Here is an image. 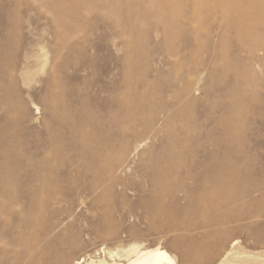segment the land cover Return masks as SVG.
I'll use <instances>...</instances> for the list:
<instances>
[{
    "label": "rangeland",
    "instance_id": "374dc122",
    "mask_svg": "<svg viewBox=\"0 0 264 264\" xmlns=\"http://www.w3.org/2000/svg\"><path fill=\"white\" fill-rule=\"evenodd\" d=\"M8 1L9 0H0V28L5 26L4 29L10 30V33L8 34H11V36H8L7 34L5 35L3 33H2L3 35L2 34L0 35V68H1L0 77H1V74L3 73L2 77L0 78V92H1L0 93V98H1L0 99V102H1L0 103V130H1L0 131V138H1L0 141L1 143L0 144H2L3 142V144L0 145V156H3V155L5 156L4 153L7 152L9 148H10L9 150L13 149L14 151L12 150L13 156H11V154L9 153L11 151H8V153H6L10 155L8 157L9 159L0 157L1 158L0 168L1 167L6 168L7 170L6 172L5 169L4 171L1 168L0 171H2V173H0V175L4 176V175L11 174L13 170H14L13 173H15V169L17 167H18L16 169L17 172L15 174L20 175V176L33 175L36 172L40 171L41 169H43V171L45 169L44 172L50 175L49 177L51 178L50 180H53L52 182H54V184L57 185V189L55 193L50 194L49 196L47 194L44 195L45 197L43 196V199L45 198L43 200L45 204V208H47V209L44 208L45 210L43 214L46 213L45 215H43L44 219L42 217V220L44 222L41 220L42 222H40L38 226L33 225L32 226L33 229L31 228V232L40 234L39 236L40 238L42 236L41 239L38 237L37 239L38 241L31 240V242L33 241L35 245L40 247V250L35 252L34 253L35 256H33L35 257L34 258L35 264H65V263L75 264V261H79V262L84 261V263L82 264H86V262H89L92 259L94 260L106 259L108 262H110V259L108 256L109 252H117L126 247H129L131 244L139 243V239L144 238L143 241H145L146 244L148 245H152V244L154 245V243L157 244V242L160 241L159 239L161 235L159 233L157 234L155 231H152V232L150 231L151 234L150 232H148L149 224L146 221L139 220L138 216L141 214V212H139V210H136V211L134 210L135 207H132L133 203H129V201L124 200L123 196L125 197L126 194L124 195L121 189H118V190L115 189L117 190V192H115L116 193L115 195L114 193L112 194L111 191L104 190V188H101V189L99 188L100 189V190L98 189L99 191L98 190L93 191L92 189L88 188L90 184L94 183L92 180L95 181L96 178H94L93 176L86 177L85 174H82L83 170L81 169H83V165L80 164L79 162L80 158H82L81 154H83L84 156L88 154L90 156L92 155L93 152H96V151H101L102 153H105V155L102 154L103 155L102 158L104 159L106 157L105 160H107L108 162L104 160L105 161L104 163L98 164L97 166L98 170L97 169L95 170L96 173L99 174L100 180H101L104 176L103 173H105L109 167V165L105 167L106 163L108 164L110 162L108 157H112L113 155V158L115 157L117 159V156H119V152L118 153L116 152L120 148L118 146L120 144L122 145L124 141H127V139L129 142L134 143L135 133H132L133 131L131 130L130 131L126 130V133H124L125 131H122V129L117 126L118 125L117 123H113L110 125L109 120L111 119L112 114H110L111 112L106 107H103L101 105L102 100L108 97L112 91L117 90V88L118 89L122 88L123 84L125 85L127 83L126 76L132 77L131 79L135 80V83L137 84V86L140 85L139 86L140 91H144L143 85H142L144 79L153 81L156 78L153 82V84L154 83L156 84H154L153 87H151L147 91V93L144 92V94L146 93L145 95L142 94L143 99H145L144 96L146 97L145 104L143 103L142 109L144 111V117L145 118L147 117V119L144 118L141 124L139 123L141 126L139 124L137 125L138 126L136 127L137 130H135L136 134H140V133L145 134L144 125L151 123L150 120L148 119L150 114H151V117L149 118H151V121H158L160 123L161 121L163 122V118L166 119L167 118L166 116H169L166 114L167 112L170 113V116H169L170 120L172 119L169 123L170 124L169 129H165V131H163L164 127L162 126V123L159 124V126H157L156 128L155 135H153L154 141L153 139H151L152 141L149 140V142L146 143L147 146L145 145L142 148L143 150L141 149L142 151H144L143 155L145 156H142V159L137 160V162H139L140 164H138L137 168L135 169L136 175L131 176L134 178L132 179L130 177L131 178L130 180L128 175L123 178L125 180V182L123 183H126L127 181L128 183H126V185L130 187L132 191H135L137 188H139V185L140 186L145 185L146 187L145 186L144 187L146 189H150L147 178L141 175V173H143L142 169L144 167H147L146 165H149V163L152 164L160 160L162 161L158 163H162L161 164L162 166L163 160L165 158L163 156H166L168 154L167 152L168 148L166 147L167 142L165 141L166 140L165 138H167L170 134V136L174 135L172 136V139L173 137L177 139H179L180 137L182 138L181 140L184 141V137L186 133L185 128H187V126H189L188 127L189 129H192V135L188 138L190 144L188 142L186 143V145L189 144L188 145L189 148L192 149V146H193V149L194 147L196 149L198 147L197 149H199L198 151L201 155H203V151H208V149L210 150L216 149L220 153L221 157L227 156L229 154L227 152H230V150H228L229 149L228 146L224 145L225 144L224 142L225 134L223 133L224 132L226 133L228 131V128L231 129L230 127H232L233 125L232 123L233 121L228 111L231 108V106H233V103L234 104L236 103V100L238 98L235 96L232 97L228 92L231 90H234L235 88H240L242 91H244L241 94V97H243L244 99V100L242 99L243 102L245 101L244 103H245V108H246L245 120L244 122L240 123L239 125L240 129L237 132V134L238 133L240 134V135L238 134L240 145H243V147L239 146L241 147L240 152L242 153L238 152V154H235L237 155L236 158H234L235 160L232 158V161H231V163H233L234 165L236 164L240 165L234 168V173L236 175L238 174V176L240 174V177L238 176L236 177V182L239 183V186H240L239 190H243V193L249 190H253V189L264 191V187H261V186H264V182H263L264 175H261L262 173L264 174V145H263L264 144V64L259 65L257 64V62H253L250 55L247 54L246 51L243 49L241 42L238 40V38H236L237 36H236L235 31H233L232 29H228V26L231 25V23L235 21L234 15L229 19H224L219 14L217 16L216 14H213V13L208 14L206 11V7L201 6L198 9H200L201 11L200 13L201 15H203V17L200 16L198 19L199 29L203 25H204L203 27H207V28L209 27L208 28L209 30L206 29V31L204 32L202 36L205 43L200 46L199 45L187 46V43H185L186 40L190 39L191 41L195 42L194 35L187 36V35L179 34L178 36H176V40H174V44L167 47L168 45H166L164 41V34L162 33L157 34V32L162 31L161 24L163 22H171L172 19L166 18V17H163V18L160 17L163 11L161 7L152 8L150 9L151 10L150 12H144L141 18L139 14L137 13L131 14L129 16V18H131V22L135 23V25L138 27L139 32L141 31V33L137 32L136 34H133V35L127 34V35L122 36L120 35L121 29L116 28L113 24V20L116 18V16L109 15V13L106 11L108 5L111 4L110 0H96V1H92V0H73V1L72 0L70 1L69 0H18L19 3L14 4V5L10 4ZM133 1L137 3H144L147 6H150L151 3H160L163 1H169L174 4H180V3H185V2L186 3L189 2V4H191L190 1H197V0H133ZM186 9H187V6H184V11H186ZM56 10L58 11L57 13H55ZM12 12H14V14L11 16ZM16 12L19 14H17ZM60 12L62 13L60 14ZM123 12H124V17L126 18L125 16L126 8H125V11ZM15 15L18 17H15ZM176 15L180 16V15H184V13L176 14ZM8 21H11V23H8ZM58 26L61 27V29H63L64 31L68 27L73 28L72 37L68 39L67 41L65 40L63 43H60V44L57 42L56 36H54L55 35L54 33L57 31L56 28ZM128 44H129V47H128ZM44 46H45V49H44ZM41 49L45 51V54H44V51ZM131 49H133L132 51L133 54L131 53ZM136 49L138 50L139 53L136 52L137 51ZM129 50H130L129 53L132 55L128 54ZM169 51L172 52L173 54L177 52L176 53L177 55H179L180 53L181 56L170 57ZM46 54H48L49 56ZM45 58L47 61L45 60ZM12 61L14 62V64ZM46 62L47 64H44ZM6 63L8 64L6 65ZM130 63L132 65H130ZM134 63L135 65H133ZM11 65L13 68L11 67ZM14 65L16 67L15 69H14ZM175 66L177 67H176V70L174 71ZM51 67L53 68L51 69ZM196 67L200 68L201 71H203L201 75L202 81L200 82V85L197 84L198 87L200 88V91L198 92L195 91L193 95H191V97L189 96L190 100L187 97L188 102L187 100L182 101L181 96L179 97L181 93V90L179 88H182L180 86L183 84L178 86V83L176 82L178 81L179 83H183L182 79H179L181 78L182 74L183 75L186 74L188 76L193 72V70ZM2 68L5 69L6 71L3 70ZM58 69L59 70L61 69L62 71L61 70L59 71ZM7 70L9 73L7 72ZM204 70L207 72H205ZM25 71L31 72L30 78L28 79L23 78V72ZM137 71H140V72H137ZM6 72H7V75H6ZM244 73L245 75L249 73L251 75V79L250 78L247 79V77L246 79H244L241 76V75H244ZM51 76L53 78H51ZM252 76L253 77L256 76V77L253 78ZM173 78L175 79L177 78V80ZM169 80L170 82L172 80L174 81H172L173 83L172 82L170 83ZM54 81H56V83L60 84L64 88L63 89L64 93H62L64 96L61 95L60 97L61 100L59 101L60 104L56 108L50 104L51 101L49 99L51 98L52 86L55 84ZM4 82L5 84H3ZM103 84L104 86H102ZM5 85L6 87L8 86L6 89L4 88ZM102 89L105 92H103ZM210 90H212L213 94ZM56 92H59V91L56 90ZM225 93L228 96H226ZM2 94L3 95L5 94L7 99L4 98L5 96H3ZM177 95L178 97L175 98V96ZM42 97L44 98L42 99ZM231 98L232 100H229ZM233 98H234V101H233ZM48 99L50 102V103L48 102V104H50L51 106L47 104ZM81 99L83 100L82 103L80 102ZM227 99L229 101H227ZM66 100H68V103ZM151 100H152V103H151ZM192 100L194 102H191ZM43 102L45 105H43ZM184 102H186V106ZM181 103L183 105H181ZM68 104H70L71 106H69ZM163 104L164 106H162ZM84 105L86 106L85 109H84ZM151 105H153L154 110L151 109L152 108ZM180 105L182 106V110H184L183 113H182ZM88 106L91 109H93L92 115L96 117L98 116L102 117L104 118V121L103 123L102 122L99 123V126L97 125L98 133L96 134V139L94 137V139L91 142L85 143L82 145V147H80L78 143L76 144L73 141L70 142V140L68 139V137L73 134V130L70 124L73 120H76L77 117H80L81 115H82V118L84 117L85 119H87L89 114L87 115L86 109ZM13 108L15 110H13ZM80 109H81V114H80ZM176 110L178 112H176ZM58 112L63 113L61 114V122L60 120H57V119L55 120V118H53L55 117V114H57ZM99 112H101L103 116L101 115V113L97 114ZM177 114L178 115L180 114L181 116L180 115L178 116ZM7 115H9V117L11 116L10 118L12 120ZM177 116L179 118L181 117V119L177 118ZM226 117H228V121ZM183 120L185 122L187 121L186 122L187 125L185 124V122H183ZM224 120L227 121V124L226 122H224ZM8 121L10 122L9 124H8ZM217 121L218 122L220 121V122L218 123ZM53 122L56 124H54ZM201 122H203L202 125H201ZM105 124H108V125H105ZM195 124L196 125L198 124L197 126L198 127L200 126V127L198 128ZM109 125H110V128H109ZM191 125L193 126V128H195V132ZM223 125H226V126L224 127ZM112 126H113V129H112ZM160 126L162 127V129ZM217 126H219V130ZM201 127L204 130H206L207 133L204 132V130H201L202 129ZM91 128H92L91 125H89L88 123V125L86 124L84 131L88 132L89 130H91ZM225 128H226V131H225ZM159 129L161 130L159 131ZM172 130L174 134L171 132ZM212 130L214 131L215 134H213ZM119 131L121 133H119ZM174 131L176 132V135L178 133L177 136L179 137L175 135ZM160 132L162 134H160ZM108 133L110 134L105 136ZM117 134H119V137H117ZM120 134H122V137H120ZM203 134L205 135L203 136ZM209 134L212 138L209 137ZM222 134L224 137L221 136ZM48 135L50 136V138ZM11 136L13 137L11 138ZM115 136L117 137V139ZM193 136L196 137L197 139L194 138ZM217 136L220 137L221 139L223 138L222 141L220 138H217ZM78 138L82 139L81 136H79ZM108 138L111 141H109ZM192 138L193 140H191ZM213 138H215L216 140L214 139L215 142L214 141L212 142L216 145H214L210 141V140H213ZM114 140L116 143L120 141L119 145L118 143L116 144ZM206 140H208L207 141L208 145H207ZM252 140H254V142ZM58 141L60 144H58ZM177 141L175 143H177ZM194 141L195 142L197 141V142L195 143ZM257 142H259V144ZM100 143L101 144L103 143V144L100 145ZM107 143L109 144V146H107L108 145ZM197 143L198 144L200 143V144L198 145ZM203 143L206 145H204ZM260 143H263V144L260 145ZM52 144L56 146L53 148ZM104 145H106L105 147L107 148L106 150L104 148ZM254 145H257V146H254ZM22 147L25 149L24 151ZM113 148H115V150ZM59 149L61 150L59 151ZM110 149L113 150V152L109 155L108 150ZM248 149L250 151H248ZM26 150L28 151L26 152ZM29 150L31 152H29ZM56 150H58V152L60 153L57 154ZM163 151L165 153H163ZM66 152H68L67 153L68 156L66 155ZM69 153H71V156ZM224 153H227V154L224 155ZM53 155H55L56 157L54 156L55 158H53L52 157ZM251 155H253L252 156L253 158L251 157ZM7 156L8 155H6L5 157ZM50 156L51 158H48ZM58 156L59 157L63 156V157L59 158ZM113 158H110V159H113ZM115 158L113 160H115ZM57 159L59 161H57ZM247 159H250V160H247ZM23 160L26 162L28 160V163L26 162L24 163ZM30 160H34V161H30ZM37 160H39L38 161L39 163L37 162ZM226 160L228 161V159H225V161ZM18 162L22 166H20ZM11 164L15 166L14 169H12L13 166ZM25 166L26 167L30 166L31 169H29L28 167L27 169L29 170L26 171ZM48 166L50 167L48 168ZM75 166H77V168ZM240 167L241 168L243 167V168L241 169ZM53 168L56 170L54 171ZM69 168L70 169L72 168V169L70 170ZM18 169H20V172ZM46 169H48V171H46ZM76 169L79 171H74ZM8 170L9 171L11 170L10 173H8L9 172ZM53 171L57 173L58 179L53 177L56 175ZM70 173L72 174V176ZM179 173L182 176L184 175L182 178L183 181L182 179H179V182H178L177 181L178 179H174L175 181L173 180L172 182L176 183L177 181L178 184L180 182L181 183L183 182V184L185 183L184 184L185 186L180 183V185L184 187V189L191 186L190 188H196L199 190L200 188L199 186H202V184H200L201 179L200 180L199 178L192 179V177L190 176L188 177V175L186 176V174H183L182 172H179ZM259 175L263 176V178L262 177L259 178L260 177ZM52 178H55V179H52ZM186 178L188 181L186 180ZM238 178L240 179L239 182H238L239 180ZM248 179L250 182H246V180L248 181ZM56 180L57 182L58 181L59 182L57 183ZM188 182L190 184H188ZM257 185L260 189L257 187ZM132 186L134 188H132ZM60 187L62 188V191H60L61 190ZM241 187L244 189H242ZM161 188L166 189V187L164 186H162ZM118 191L121 194L118 193ZM103 192L105 194L107 193L106 194L107 197L105 196V194H103ZM131 193H127L128 198L130 199L132 197ZM81 194L84 197H82ZM54 197H56L58 200ZM49 198H51L50 199L51 202ZM79 198H82V200L84 199L85 201L84 200L82 201ZM120 198L122 199L123 202L121 201ZM66 200L68 202H66ZM98 200H100L101 202ZM87 201L89 203H87ZM81 202L84 203L86 207L82 205ZM65 204L67 205V207ZM93 204H94V207H96V204H97L98 209L93 208V207L90 209L91 205ZM124 204H125V207H124ZM129 204H130V207L128 206ZM57 205H60V207ZM110 206L115 207V209L114 208L111 209ZM126 207H127V210H126ZM131 211H133L134 213ZM53 214H54V217H53ZM127 214L133 215L134 218ZM128 216L131 218H129ZM101 222L102 223L105 222V223L102 224ZM53 224L54 225L56 224V225L54 226ZM110 227L112 228V230ZM46 228H49V229L47 230ZM54 228L56 229L58 228V229L54 230ZM44 229L46 230L44 234H42ZM140 230L142 233L140 232ZM143 232H145L144 234L146 236L143 234ZM131 233L133 234L132 236H130ZM49 235L50 237H48ZM138 235H142L144 237L140 236L139 238ZM47 243H48V246H47ZM161 243L172 256L177 257V254L174 251V249H172L169 241L162 240ZM44 253L45 255L46 254L48 255L43 256ZM177 262L179 264V261ZM18 264H28V262L24 258H22L18 260Z\"/></svg>",
    "mask_w": 264,
    "mask_h": 264
},
{
    "label": "bare ground",
    "instance_id": "6f19581e",
    "mask_svg": "<svg viewBox=\"0 0 264 264\" xmlns=\"http://www.w3.org/2000/svg\"><path fill=\"white\" fill-rule=\"evenodd\" d=\"M92 1H96V0H92ZM110 1H111V4L108 5L106 11L109 13V15L116 16V18L113 20V24L116 28L121 29L120 35H122V36L127 35V34L133 35V34H136L137 32L141 33V31L139 32L138 27L135 25V23L131 22V18H129V16L131 14L137 13V14H139V16L141 18V16L144 14V12H150L151 11L150 9H152V8L161 7L163 11H162V14L160 15V17L161 18L166 17V18L172 19L171 22H163L161 24L162 25V31L161 32L158 31L159 33L157 32V34H161V33L164 34V41H165V44L168 45L167 47L174 44V40H176V36H178L179 34H181V35L183 34V35H187V36L194 35L195 42L191 41L190 39L186 40L185 43H187V46H189V45L190 46H194V45L200 46V45H203L205 43L202 36H203L204 32L206 31V29H208L209 27L208 28L203 27L204 26L203 25L199 29L198 19L200 16L203 17V15H201V13H200L201 12L200 9H198L201 6L206 7V11L208 14L213 13V14H216V16L219 14L224 19H229L234 15L235 21L233 23H231V25L228 26V29H232L233 31H235L236 36H237L236 38H238V40L241 42L243 49L246 51L247 54L250 55L253 62H257V64H259V65L264 64V0H197V1H190L191 4H189V2L188 3L185 2V3H180V4H174V3L169 2V1H163L160 3H151L150 6H147L144 3L134 2L133 0H110ZM8 2L10 4H13V5L19 3L18 0H9ZM184 6H187L186 11H184ZM125 8H126V15H125L126 18L124 17V12H123V11H125ZM189 8H191V9H189ZM57 12L58 11L56 10L55 13H57ZM61 13L62 12H60V14ZM181 13H184V15H180V16L176 15V14H181ZM13 14H14V12H12L11 16ZM17 14H19V13H17ZM16 15H15V17H18ZM8 19H10V18H8ZM11 21H8V23H11ZM13 24H14V22H13ZM4 27H1L2 29L0 28L1 29L0 35L3 33L5 35L7 34L8 36H11V34H8V33H10V30L4 29ZM56 29H57V31L54 33L55 34L54 36H56L57 42L59 44L63 43L65 40L67 41L73 35V33H72L73 28L68 27L64 31L63 29H61V27L58 26ZM184 46H185V44H184ZM209 46H211V45H209ZM128 47H129V44H128ZM44 49H45V46H44ZM41 50H43V49H41ZM132 51H133V49H131V53L133 54ZM129 52H130V50L128 51V54H130ZM136 52H138V50ZM212 52H214V51H212ZM169 53H170V57L181 56L180 53H179V55H177L176 54L177 52L175 54H173L172 52L169 51ZM44 54H45V51H44ZM132 54H130V55H132ZM46 55H48V54H46ZM42 58H44V57H42ZM46 58H47V56H46ZM46 58H45V60H46ZM6 60H5V62H6ZM9 61H11V60H9ZM7 64L8 63H6V65ZM13 64H14V62H13ZM44 64H47V62ZM130 65H132V64L130 63ZM133 65H135V63ZM11 67H12V65H11ZM176 67L177 66L174 67V71L176 70ZM15 68L16 67L14 65V69ZM44 68H45V66H44ZM52 68L53 67H51V69ZM0 70H1V68H0ZM3 70H5V69H3ZM7 72H8V70H7ZM7 72H6V75H7ZM137 72H140V71H137ZM202 72L203 71H201L200 68L196 67L190 75L187 76L185 74L186 75L185 76L182 74L181 78H179V79H182L183 83H179L178 81L177 82L175 81L176 83H178V86L183 84L180 86L182 88H179L181 90L179 97L181 96L182 101L187 100V102H188L187 97L190 100L191 95H193V93L195 91H197V92L200 91V88L198 87L197 84L200 85V82L202 81V77H201ZM205 72H207V71H205ZM2 74H1V77H2ZM247 74L245 75V73H244V75H241V76L244 79H246V77H247V79L248 78L251 79V75L249 73H247ZM30 75H31L30 71L23 72V78L24 79L30 78ZM5 76H4V78H5ZM12 76H13V74H12ZM126 77H127V80H126L127 83L125 85L123 84V86L121 85L122 88H119V89L117 88V90L112 91L108 97H106L105 99L102 100L101 105L103 107H106L111 112L110 114H112L111 119L109 120L110 125L113 123H117L118 124L117 126L120 127L122 129V131H125L124 133H126V130L127 131L131 130V131H133L132 133H135L134 143L129 142L127 138H125V139H127V141H124V143L122 145L121 144L119 145L120 141L117 142L119 145L118 147H120V148L118 149L117 152L116 151L115 152L116 153L119 152V156H117L118 155L117 154L116 155L117 159L114 157L115 160H113L114 159L113 155H112V157H108L110 162L108 164L106 163L105 167L108 165H109V167H108L107 171L105 173H103L104 176L101 180H100L99 174H97L95 170L97 169L98 164L104 163L105 161L108 162L107 160H105L106 157L104 159L102 158L103 155H105V153H102L101 151H96V152H93L92 155H90V156L88 154L86 156L81 154L82 158H80L79 162H80V164L83 165V169H81V170H83L82 174H85L86 177L93 176L94 178H96L95 181L92 180L94 183L90 184L88 186V188L92 189L93 191H96L99 188L100 189L104 188V190L111 191L112 194L114 193L115 195H116L115 192H117L118 189H121L122 192L124 193V195L126 194L125 197L123 196L124 200L129 201V203H133L132 207H135L134 210L135 211L139 210V212H141V214L138 216L139 220L140 221H146L149 224L148 232L155 231L157 234L159 233L161 235V237L159 239L160 241L158 240L159 242H157V244L154 243V245L152 243H151L152 245L146 244V242L143 241L144 238H142V239H139V243L131 244L129 247H126V248H124L120 251H117V252H109L108 256H109L110 262H108L106 259H98V260L92 259L89 262H86V264H178L177 261H179V264H264V202H263L264 201V191L253 189V190H249V191H246L243 193V190H239V187H240L239 183L236 182V177L238 176V174L236 175L234 173V168L238 167L240 165H238V164L234 165L233 163H231L232 158L234 159L237 156L235 154H238V152L241 151V147H239V146L243 147V145H240V141L238 138L239 133L237 134V132L240 129V126H239L240 123L244 122V120H245V112H246L245 103H244L245 101L243 102L244 99H243V97H241V94L244 91H242L240 88H235L234 90H231L228 92L232 97L235 96L238 99L236 98L237 99L236 103L235 104L233 103V106H231V108L228 111L229 115L231 116V119L233 121L232 122L233 125H232V127H230L231 129L228 128V131L226 132L227 135L225 132L223 133V134H225L224 135L225 137L223 136V134L221 135L222 137L225 138V141H224L225 144L224 145L228 146L229 149L228 148L227 149L230 150V152H227V153H229L227 156L221 157L218 150L212 149V148H211L212 150L208 149V151H203V155H201L199 153V151H198L199 149H197L198 147L196 149L194 147L195 150L193 149V146H192V149L189 148L188 145L190 143H189L188 138L192 135V129H189L188 128L189 126H187V128L184 127L186 129L184 141L181 140L182 138L177 136L178 133L176 135L175 131H174L175 135L177 137H179V139L173 137V139H175V140H173L172 136H174V135L170 136V134L167 138H165L166 139L165 141L167 142L166 147L168 148L167 149L168 154L166 156H163V157H165L163 160V165L161 166L162 163H158V162L162 161V160H160V161H158V162L156 161L155 163H152V164L149 163V165L145 164L147 167H144L142 169L143 173H141V175H143L145 178H147L150 189H146L145 188L146 186L143 184L145 187L142 185L141 186L139 185V188H137L135 191H132L131 188L126 185V183H128L127 181H126V183H123V182H125V180L123 178L126 177L127 175L129 176L130 180H131V178L132 179L134 178L131 176L136 175L135 169L137 168V165L140 164L139 162H137V160H140V159H142V156H145V155H143L144 151H142L143 150L142 148L146 145L147 142H149V140L152 141L151 139H153V141H154L153 135H155L156 128H157V126H159V124L162 123V126L164 127L163 131H165V129H169V126H170L169 123L172 119L170 120V117H169L170 113L167 112L166 114L169 116H166L167 117L166 119L163 118V122L161 121V123H160L158 121H151V118H149V117H151V114H150L148 119L150 120L151 123L144 125L145 134H142V133L136 134L135 130H137L136 129V127H138L137 125L139 123L141 124V122L145 118L142 106H143V103L145 104L146 97L144 96L145 99H143L142 94H144V92L147 93V91L151 87H153L154 84H156V83L153 84V82L156 78L153 81L144 79L143 83H142L144 91H140V88H139L140 85L137 86V84L135 83V80L131 79L132 77H130V76H126ZM133 77H135V76H133ZM255 77H253V78H255ZM13 78H14V76H13ZM51 78H53V77L51 76ZM177 78L176 79L173 78V79L177 80ZM54 79H55V77H54ZM157 79H159V78H157ZM160 79H161V77H160ZM13 80H15V79H13ZM141 81H142V79H141ZM157 81H159V80H157ZM172 81H174V80H172ZM52 82H53V80H52ZM169 82H170V80H169ZM13 83H14V81H13ZM54 83L55 84L52 86V89H51V98H49L51 103L49 102V99H48L47 104L49 102L51 105H53L56 108L60 104L59 101L61 100L60 99L61 95L64 96L62 94V93H64V91H63L64 88L60 84L56 83V81H54ZM3 84H5V82ZM102 86H104V84ZM2 87H4V86H2ZM7 87L5 85L4 88L6 89ZM56 90H58L59 92H56ZM4 91H2V92H4ZM15 91H16V89H15ZM97 91H99V90H97ZM210 91L212 92V90H210ZM103 92H105V91L103 90ZM212 94H213V92H212ZM69 95H70V93H69ZM3 96H5L4 98H6L5 94ZM39 96H41V95H39ZM100 96H101V94H100ZM226 96H228V95L226 94ZM7 97H9V96H7ZM176 97H178V95L175 96V98ZM43 98L44 97H42V99ZM167 100H169V99H167ZM174 100H176V99H174ZM229 100H232V98ZM229 100L227 99V101H229ZM66 101L68 103V100H66ZM82 101L83 100L81 99L80 102L82 103ZM233 101H234V98H233ZM191 102H194V101L192 100ZM151 103H152V100H151ZM184 103L186 106V102H184ZM50 104H48V105H50ZM146 104H147V102H146ZM43 105H45L44 102H43ZM68 105L71 106L70 104H68ZM181 105H183V104L181 103ZM162 106H164V104ZM151 107H152L151 109L154 108L153 105H151ZM82 108H83V106H82ZM85 108H86V106L84 105V109ZM160 109H162V108H160ZM176 109H178V108H176ZM183 109H184V107H183ZM13 110H15V109L13 108ZM13 110H12V112H13ZM96 110H95V112H96ZM102 110H104V109H102ZM181 110H182V106H181ZM83 111H85V110H83ZM183 111L184 110H182V113H183ZM86 112H87V115L88 114L90 115V116L88 115L87 119H85L84 117L82 118V115H81L80 117H77L76 120H73L70 124L71 128L73 130V134L70 135L68 137V139L70 140V142L73 141L76 144L78 143V145L80 147H82V145L85 143L91 142L94 139V137L96 139V134L98 133L97 129H98L99 123H101V122L103 123V121H104V118L99 117V116L96 117V116L92 115L93 109H91L89 106L87 107ZM157 112H155V113H157ZM176 112H178V111L176 110ZM224 112H226V111H224ZM100 113L101 112H99L97 114H100ZM164 113H165V111H164ZM61 114H63V113L58 112L57 114H55V117H53V116L52 117L55 118V120L56 119L60 120V122H61ZM80 114H81V109H80ZM101 115H102V113H101ZM7 116L9 117V115H7ZM158 116H159V114H158ZM178 116H177V118H179ZM182 117H183V115H182ZM145 119H147V117ZM179 119H181V117ZM226 119L228 121V117H226ZM173 120H175V119H173ZM227 121L224 120V122H226V124H227ZM183 122H185V121L183 120ZM186 122H185V124L187 125ZM203 122H205V121H203ZM203 122H201V125ZM9 123L10 122L8 121V124ZM88 123H89V125H91L92 128H91V130L86 132V131H84V129H85L86 124L88 125ZM54 124H56V123H54ZM105 125H108V124H105ZM110 125H109V128H110ZM219 126H217L218 130H219ZM223 126L225 127L226 125H223ZM215 127H216V125H215ZM227 127H229V126H227ZM103 128H105V127H103ZM192 128H193V126H192ZM226 128H225V131H226ZM112 129H113V126H112ZM116 129H114V130H116ZM161 129H162V127H161ZM161 129H159V131ZM193 129L195 132V128H193ZM201 130H204V129L202 128ZM47 131H49V130H47ZM144 131H142V132H144ZM159 131H157V132H159ZM11 132H13V131H11ZM171 132L173 133V130ZM204 132H206V130H204ZM212 132H213V134H215L213 130H212ZM221 132H223V131H221ZM52 133H53V131H52ZM119 133H121V132L119 131ZM201 133H203V132H201ZM109 134L110 133L106 134L105 136H107ZM160 134H162V133L160 132ZM205 134H203V136ZM79 136H81L82 139H79L78 138ZM158 136H159V134H158ZM218 136H220V135H218ZM218 136H217V138H220ZM12 137L13 136H11V138ZM117 137H119V134H117ZM117 137H116V139H117ZM120 137H122V134H120ZM206 137H208V136H206ZM209 137L212 138L210 136V134H209ZM14 138H13V140H14ZM49 138H50V136H49ZM194 138H196V137H194ZM45 139H47V138H45ZM214 139L215 138H213V140H210V139L209 140L211 141V143H213L212 141L215 142V140H216V139L215 140ZM222 139H221V141H222ZM48 140H50V139H48ZM108 140H109V138H108ZM191 140H193V138ZM109 141H111V140H109ZM130 141H131V139H130ZM176 141H177V143H175ZM207 141L208 140H206V142ZM252 141L254 142V140H252ZM114 142H115V140H114ZM187 142L189 144L186 145ZM255 142H256V140H255ZM0 143H1V141H0ZM257 143L259 144V142H257ZM2 144H3V142H2ZM2 144H0V145H2ZM58 144H60L59 141H58ZM102 144L100 143V145H102ZM203 144H202V146H203ZM242 144H243V142H242ZM261 144H263V143H260V145ZM191 145H192V143H191ZM204 145H206V144H204ZM207 145H208V142H207ZM214 145H216V144H214ZM220 145H222V144H220ZM260 145H258V146H260ZM4 146H6V145H4ZM55 146L53 145V148ZM91 146H93V145H91ZM107 146H109V144ZM254 146H257V145H254ZM105 147H106V145H104V148ZM199 148H201V147H199ZM249 148H251V147H249ZM9 149H8V151H11L9 153L11 154V156H13L12 154H13L14 150L12 149L13 150L12 151ZM22 149H23V151L25 150L23 147H22ZM106 149L107 148H105V150ZM113 149L115 150V148H113ZM60 150L61 149H59V151ZM8 151L4 153L5 156L8 155L7 157H5L3 154H1L3 156H0V157L8 158L10 156L9 154H6V153H8ZM27 151L28 150H26V152ZM56 151H57V154L60 153V152H58V150H56ZM108 151H109V155L113 152V150H111V149ZM222 151H221V153H222ZM248 151H250V150L248 149ZM29 152H31V151L29 150ZM50 153H52V152H50ZM67 153L68 152H66V155H67ZM163 153H165V152L163 151ZM227 153H224V155H226ZM240 153H242V152H240ZM19 154H21V153H19ZM57 154H56V156H57ZM69 154L71 156V153H69ZM151 154H152V152H151ZM27 155H29V154H27ZM156 155H158V154H156ZM54 156L55 155H53L52 157L55 158L56 156L55 157ZM201 156H203V157H201ZM252 156L253 155H251V157ZM61 157H63V156H61ZM61 157H59V158H61ZM48 158H51V156ZM110 158H113V159H110ZM41 159H43V158H41ZM225 159H228V161L227 160L225 161ZM24 160H26V159H24ZM247 160H250V159H247ZM30 161H34V160H30ZM38 161L39 160H37V162ZM41 161H43V160H41ZM57 161H59V160L57 159ZM25 162L26 161H24V163ZM26 163H28V160ZM31 163H33V162H31ZM38 163H36V164H38ZM156 163H158V164H156ZM248 163H249V161H248ZM13 164H15V163H13ZM18 164L20 165L19 162H18ZM147 164H148V162H147ZM68 165H67V167H68ZM20 166H22V165H20ZM242 166H243V164H242ZM14 167L15 166H13V168L12 167L11 168L14 169ZM28 167H29V169H31L30 166H28ZM28 167H26V171L29 170V169H27ZM49 167L50 166H48V168ZM75 167L77 168V166H75ZM244 167H245V165H244ZM1 168H0V170H1ZM55 168H57V167H55ZM247 168H249V167H247ZM2 169L6 170V168H2ZM16 169H15V173L17 172ZM50 169H52V168H50ZM18 170L20 172V169H18ZM55 170L56 169H54V171ZM70 170H69V172H70ZM10 171L8 173H10ZM44 171H45V169H44ZM44 171H43V169H41L40 171L36 172L33 175L20 176V175H16L15 173H13L14 172V170H13V172H11V174H8V175L3 174L4 176L0 175L1 176L0 177V264H18V260H20L22 258H24L28 262V264H35V262H34L35 257H33V256H35V254H34L35 252L40 250V247L35 245L33 243V241L31 242V240H37L38 237L40 236V234L31 232V228L33 225L38 226V224L43 221L42 220L43 215L46 214V213L43 214L44 210L47 209V208H45V204L43 201L45 198L43 199V196L46 194L49 196L50 194L55 193L56 189H57V185H55L54 182H52L53 180H50L51 179V178H49L50 175H48ZM46 171H48V169H46ZM74 171H79V170L76 169ZM137 171H139V170H137ZM261 171H262V169H261ZM6 172H7V170H6ZM179 172L186 174V176L188 175V177L189 176L192 177V179H194V178L195 179L199 178V180L201 179L200 184H202V186H199L200 188L198 187L199 190L196 188H190L191 186L184 189V187H182L180 185L181 182L179 184L177 183V181L179 182V179H182L184 176V175L183 176L180 175ZM243 172H244V170H243ZM0 173H2V171H0ZM54 173L56 175L53 177L57 178V173L56 172H54ZM247 175H248V173H247ZM261 175H264V174L262 173ZM71 176H72V174H71ZM259 176H257V177H259ZM142 177H140V178H142ZM238 177H240V174ZM261 177L263 178V176H260L259 178H261ZM55 178H52V179H55ZM174 179H178L176 181V183L172 182ZM186 180H187V178H186ZM182 181H183V179H182ZM239 181H240V179L238 180V182ZM56 182H57V180H56ZM82 182H84V181H82ZM246 182H250L249 179H248V181L246 180ZM181 184H183V182ZM188 184H190V183L188 182ZM257 184H259V183H257ZM79 185H80V183H79ZM84 185H86V184H84ZM253 185H255V184H253ZM162 186L166 187V189L163 188L164 189L163 190L161 188ZM257 187H258V185H257ZM261 187H264V186H261ZM82 188H83V186H82ZM132 188H134V187L132 186ZM115 189H117V190H115ZM242 189H244V188H242ZM121 190H119V191H121ZM60 191H62V188ZM119 191H118V193H120ZM131 192H133V193H131ZM127 193L132 194V197L130 196L131 199L128 198ZM103 194H105V193L103 192ZM106 194H105V196H106ZM108 194H110V193H108ZM112 194H110V195H112ZM115 195H114V197H115ZM81 196H82V194H81ZM56 197H54V198H56ZM82 197H84V196H82ZM89 197H91V196H89ZM50 199L51 198H49V200ZM79 199L82 200V198H79ZM96 199H98V198H96ZM108 199H109V197H108ZM100 200H98V201H100ZM103 200H104V198H103ZM121 201H122V199H121ZM50 202H51V200H50ZM50 202H48V203H50ZM66 202H68V201L66 200ZM87 203H89V202L87 201ZM81 204L84 205V203H82V202H81ZM46 205H47V203H46ZM60 205H57V206L60 207ZM128 206L130 207V204ZM66 207H67V205H66ZM92 207L98 209L97 204H96V207H94V204L91 205L90 209ZM124 207H125V204H124ZM112 208L115 209V207H113V206L111 207V209ZM52 210H53V208H52ZM108 210H109V208H108ZM126 210H127V207H126ZM59 211H60V209H59ZM131 212H133V211H131ZM127 215H130V214H127ZM130 216H132L134 218L133 215H130ZM53 217H54V214H53ZM104 217H105V215H104ZM129 218H131V217H129ZM43 219H44V217H43ZM100 219H102V218H100ZM45 220H47V219H45ZM104 221H106V220H104ZM61 223H63V222H61ZM104 223H102V224H104ZM5 224H6V226H5ZM43 225H44V223H43ZM142 226H144V225H142ZM46 229L48 230L49 228H46ZM46 229H44L43 232L41 231L43 229L40 230L42 232V234H44ZM55 229L56 228H54V230ZM111 230H112V228H111ZM140 232H141V230H140ZM151 232H150V234H151ZM144 233L145 232H143V234ZM132 235L133 234L131 233L130 236H132ZM138 236H139V238H140V236L144 237L142 235H138ZM48 237H50V235ZM41 238H42V236H41ZM162 240H166V241L170 242V245H171L172 249H174V251L176 252L177 257L172 256L166 250V248L161 243ZM48 243H47V246H48ZM45 244H46V242H45ZM37 254H39V253H37ZM44 255H45V253L43 254V256ZM46 255H48V254H46ZM36 257H37V255H36ZM23 262H24V260H23ZM19 263H21V262H19ZM82 263H84V261L83 262L75 261V264H82Z\"/></svg>",
    "mask_w": 264,
    "mask_h": 264
}]
</instances>
